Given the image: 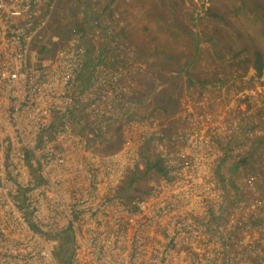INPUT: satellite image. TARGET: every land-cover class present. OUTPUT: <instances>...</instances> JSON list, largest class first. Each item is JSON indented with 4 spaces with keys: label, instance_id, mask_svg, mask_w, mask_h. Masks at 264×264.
I'll return each mask as SVG.
<instances>
[{
    "label": "built area",
    "instance_id": "2783aa9c",
    "mask_svg": "<svg viewBox=\"0 0 264 264\" xmlns=\"http://www.w3.org/2000/svg\"><path fill=\"white\" fill-rule=\"evenodd\" d=\"M42 2L0 0V264H264L259 242L240 238L264 218L260 201L225 206L222 192L203 196L223 160L214 117L190 101L186 127L170 134L174 150L150 118L125 126L118 152H98L91 138L105 133L98 122L123 116L116 104L128 77L102 65L83 77L92 42L77 29L36 58L31 46L49 21ZM145 147L166 177L129 199L118 185L144 169Z\"/></svg>",
    "mask_w": 264,
    "mask_h": 264
},
{
    "label": "rangeland",
    "instance_id": "374dc122",
    "mask_svg": "<svg viewBox=\"0 0 264 264\" xmlns=\"http://www.w3.org/2000/svg\"><path fill=\"white\" fill-rule=\"evenodd\" d=\"M52 1L42 2V11L49 15L48 36L55 31L62 39L54 26L61 22L67 28L92 30L99 36L92 42V57L97 50H112L118 58L116 64L110 59L113 72L119 69L131 78L129 68L136 69L131 107L120 96L116 106L125 108L123 116L104 124L108 145L124 143L122 130L130 122L154 118L166 130L177 124L186 127L182 115L195 101L193 107L202 109L198 115L204 111L214 117L210 129L222 132L217 142L222 165L214 168L203 196L214 200L222 192L225 206L235 199L243 207L260 201L256 211L264 212V66L259 75L254 67V50L264 56V0H54V6L46 5ZM102 136L100 149L107 142ZM152 149L144 148L145 158ZM234 156L235 163H226ZM145 172H127L118 191L146 194L149 183L166 177L152 168ZM250 222L259 227L251 225L240 238H255L264 253V218Z\"/></svg>",
    "mask_w": 264,
    "mask_h": 264
},
{
    "label": "trees",
    "instance_id": "16d2710c",
    "mask_svg": "<svg viewBox=\"0 0 264 264\" xmlns=\"http://www.w3.org/2000/svg\"><path fill=\"white\" fill-rule=\"evenodd\" d=\"M211 16L212 17H217V19L219 21L222 20V16L219 15V14H216V13H213L211 12ZM59 33H64V30H60ZM79 33L82 35L83 32L82 31H79ZM202 40V39H201ZM209 41H211V39H207ZM61 41V40H59ZM212 42V41H211ZM193 44H196L194 41H193ZM44 46H47V49L45 50V57H50L52 55L55 54V52L58 50L59 46L56 45L55 43H51L50 41L48 40H45V43L43 44ZM196 48V46H195ZM218 53V56L220 57V54H219V51L217 49H215ZM138 55V54H137ZM254 55H255V58H254V67L257 69V74L259 75L261 73V70H262V67L264 66V56H263V53L259 50V49H256L254 50ZM141 59L144 58V56H139ZM90 58L92 60H95V61H102L104 59L105 60H110V59H113V63L116 64V62H118V58H117V55H116V52L112 51V50H106L104 52L102 51H96L95 55L92 57V53L90 55ZM157 58H160L162 59V57L158 56ZM185 63H189L188 60L185 61ZM186 66V65H184ZM84 77H87V79L91 78L93 76V70H89L87 71L86 73L83 74ZM245 159H242L241 162L244 163ZM146 163H147V172L149 171V168H152L154 169V171L156 173H167V169H164V166L162 164V161L160 159H151L150 156L148 159H146ZM238 165H242V164H238ZM145 173V171H144ZM147 174V173H146ZM135 177L139 178L137 176V174H133ZM151 175V174H150ZM153 175V174H152ZM145 192V191H143ZM143 192H137V194H142ZM136 194V195H137ZM129 199H134L135 196L133 194H129L127 195ZM63 251L62 247L60 249L57 250V252H61ZM60 261V260H59ZM61 262V261H60Z\"/></svg>",
    "mask_w": 264,
    "mask_h": 264
},
{
    "label": "crops",
    "instance_id": "0c3cea01",
    "mask_svg": "<svg viewBox=\"0 0 264 264\" xmlns=\"http://www.w3.org/2000/svg\"><path fill=\"white\" fill-rule=\"evenodd\" d=\"M50 3H48V4H46V5H49ZM55 26V28L57 27L58 29H62V30H64V33H60V35H61V41H59V39H58V41H54V42H51L50 41V38L52 37V35H53V33L55 32H53L52 34H50V36H48V32H46V29L44 30L45 31V33H43L42 35H41V38L40 39H37V40H35L34 42H33V44H32V46H31V48L34 50V52L36 53V58L38 57V59H46L47 57H45V50L47 49V46H44L43 44L45 43V40H48V41H50L51 43H55L56 45H58L59 46V48L58 49H60V48H62V47H64L65 46V44L68 42V40H69V38H71V30H70V28H67L66 27V25L65 26H63V22H61L60 23V25H57V24H55L54 25ZM66 34V35H65ZM54 36V35H53ZM101 62L102 61H97V62H95V66H97L98 64H101ZM97 77H99L100 75L99 74H97L96 75ZM133 88H134V83H133V81H129V78H128V80H127V83H126V86H125V91H126V93L124 94V96H123V98H125V100L126 101H128L129 102V100H131V94L129 93L130 91H132L133 90ZM131 105H132V103L131 102H129V107H131ZM85 116H82L81 118H80V120H85ZM178 126H179V124H177L176 126H174L172 129H167V131L171 134V135H175L179 130H177L178 129ZM181 126H179V128H180ZM177 130V131H176ZM119 133L121 132V129H119V131H118ZM104 134L105 133H103V136H104ZM103 136H102V138H103ZM117 136H115V138H116ZM101 139V138H100ZM103 139H105L107 142L105 143V147L103 148V149H100V148H98V152H100V153H105V151L106 150H108V151H110L108 154H114V153H116V152H118L119 151V149L122 147V143H118L117 145L115 144V143H111V144H109L108 145V137H104ZM100 142H101V140H97L96 141V143H98V145L100 144ZM168 144V143H167ZM176 148V146H172L171 147V150H174ZM146 159L147 158H145L144 157V160H145V162H146ZM165 169V168H164ZM165 174V173H164ZM144 193H142V194H137V195H135V194H133L135 197L136 196H142ZM128 197V196H127Z\"/></svg>",
    "mask_w": 264,
    "mask_h": 264
},
{
    "label": "bare ground",
    "instance_id": "6f19581e",
    "mask_svg": "<svg viewBox=\"0 0 264 264\" xmlns=\"http://www.w3.org/2000/svg\"><path fill=\"white\" fill-rule=\"evenodd\" d=\"M88 42H93V41H96V39H98V35H95V34H93V33H89L88 35ZM85 45L87 46V48H88V54H87V57H86V63H85V67H86V69L88 68V67H90L91 65H90V61H91V58H90V55H91V49H90V47L88 46V44L87 43H85ZM77 52H79V48H77ZM136 70V69H135ZM135 70H133V69H131V68H129V75L131 76V78L130 79H133V80H135L134 79V77H135V72H133V71H135ZM127 77L129 78V76H128V74H127ZM106 122H108V123H111V124H113V123H115L116 122V120L115 119H103V120H101L100 122H98L99 123V125L100 126H103L104 127V124L106 123ZM117 123V122H116ZM105 128V127H104ZM103 128V130L105 131V129ZM106 132V131H105ZM107 133H105L104 135H106ZM98 139H96L95 141H97ZM100 140V139H99ZM218 141H221V140H219L218 139ZM102 142V141H101ZM152 175V174H151ZM139 177V176H138Z\"/></svg>",
    "mask_w": 264,
    "mask_h": 264
},
{
    "label": "clouds",
    "instance_id": "9594fccd",
    "mask_svg": "<svg viewBox=\"0 0 264 264\" xmlns=\"http://www.w3.org/2000/svg\"><path fill=\"white\" fill-rule=\"evenodd\" d=\"M74 29H77L78 31H82L83 32V34H85V33H92V30H87V29H85V30H83V29H79L78 27H76V26H74V27H72L71 26V28H70V30H71V34L70 35H72V30H74ZM96 32V31H95ZM99 38V37H98ZM98 40V39H97ZM100 40V39H99ZM92 62H93V60L91 59V61H90V67H88L87 68V70L89 69V70H91L92 69V67H93V64H92ZM164 132H165V135H164V137L166 138V140H167V143H168V145L171 147V135H170V133L163 127V128H161ZM84 130V129H83ZM82 130V131H83ZM91 141H94V142H96L95 141V139L94 138H91ZM97 145H98V143H97ZM97 148H98V146H97ZM142 153H144V150L142 151ZM143 160H144V155H143ZM143 162H145V160L143 161ZM162 164H163V166H164V168H165V165H164V163H163V161H162ZM146 170V168H145V165H144V169L143 170H138V172H140V171H145ZM133 172H136V171H133ZM146 173V172H145ZM162 173V172H161ZM166 174V173H165ZM144 193V192H143ZM126 197H127V195H126ZM128 198V197H127Z\"/></svg>",
    "mask_w": 264,
    "mask_h": 264
},
{
    "label": "flooded vegetation",
    "instance_id": "af4514ba",
    "mask_svg": "<svg viewBox=\"0 0 264 264\" xmlns=\"http://www.w3.org/2000/svg\"><path fill=\"white\" fill-rule=\"evenodd\" d=\"M95 60H93L92 64H93V67H92V70L94 71V68H95ZM98 65H102L105 67V69L109 70V71H112V63L110 60H105L104 59L102 60L101 64H98ZM97 75V74H96Z\"/></svg>",
    "mask_w": 264,
    "mask_h": 264
}]
</instances>
